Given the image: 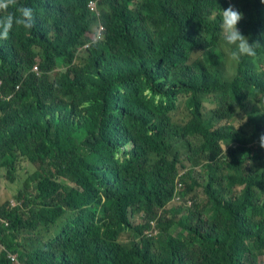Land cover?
<instances>
[{"label": "trees", "instance_id": "trees-1", "mask_svg": "<svg viewBox=\"0 0 264 264\" xmlns=\"http://www.w3.org/2000/svg\"><path fill=\"white\" fill-rule=\"evenodd\" d=\"M89 1L9 6L34 23L0 39V169L36 170L0 264H264V4ZM229 5L260 47L226 78Z\"/></svg>", "mask_w": 264, "mask_h": 264}, {"label": "clouds", "instance_id": "clouds-1", "mask_svg": "<svg viewBox=\"0 0 264 264\" xmlns=\"http://www.w3.org/2000/svg\"><path fill=\"white\" fill-rule=\"evenodd\" d=\"M97 1L98 0L89 1L88 6L90 9L97 11ZM260 2L264 4V0H260ZM15 4L16 0H0V13H6V15L0 17V39H8L9 32L12 30L14 24L20 25L25 29H30L33 26V9L31 7L21 6L16 9V11L19 13V15L16 16L12 12L8 11L9 6H14ZM96 13L100 14V10ZM242 18L243 14L231 5L222 11L220 29L224 42L229 46H234V50L231 53V59L236 63L240 62L241 57L256 56V49L260 47L259 41H253L250 43L238 29V24ZM101 26L103 27L101 24L97 29L96 38H100L102 31L104 30L103 27L101 33L99 32ZM88 45L89 43L85 44V46ZM259 146L264 149V133H262L259 137Z\"/></svg>", "mask_w": 264, "mask_h": 264}, {"label": "rangeland", "instance_id": "rangeland-1", "mask_svg": "<svg viewBox=\"0 0 264 264\" xmlns=\"http://www.w3.org/2000/svg\"><path fill=\"white\" fill-rule=\"evenodd\" d=\"M92 7V5L90 4ZM104 35V30L102 31V34L100 38H102ZM91 41V40H90ZM90 43V42H89ZM230 52L227 50L226 56H229ZM225 63L222 65L223 69V74L227 78L231 75L233 72V62L231 57L225 58ZM263 64V63H262ZM61 65V63H59ZM258 71H264V68L259 69ZM180 110L179 112H181ZM238 110L236 109L235 112ZM177 113L174 115V118L177 120L178 116H176ZM202 162V159H195L194 160V166L196 171H199V164ZM34 170H36L35 165H30L28 162L24 161L20 167L17 169V172H15L16 175V180L15 182H11L7 180V171L5 169H0V181L2 182L0 186V197H2V201H7L12 205H21V200H20V194L23 193H30L31 187L26 186V181L27 179L33 174ZM29 188V189H28ZM182 215V212H178V217ZM140 219V218H139ZM139 219H136V222H139ZM181 229H177L176 232H178ZM127 238V235L123 237L125 240Z\"/></svg>", "mask_w": 264, "mask_h": 264}, {"label": "built area", "instance_id": "built-area-1", "mask_svg": "<svg viewBox=\"0 0 264 264\" xmlns=\"http://www.w3.org/2000/svg\"><path fill=\"white\" fill-rule=\"evenodd\" d=\"M102 26L99 30V32L101 33V30H102ZM37 66L34 67V70H37ZM0 223H2L5 227H8L9 223L7 221H4L0 218ZM0 249L1 250H4L3 246L0 244ZM8 259L13 263V264H22L20 259H19V256L17 254H13V253H9L8 252Z\"/></svg>", "mask_w": 264, "mask_h": 264}]
</instances>
